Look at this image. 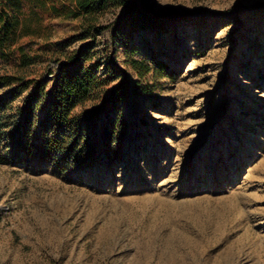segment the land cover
<instances>
[{"label":"rangeland","instance_id":"374dc122","mask_svg":"<svg viewBox=\"0 0 264 264\" xmlns=\"http://www.w3.org/2000/svg\"><path fill=\"white\" fill-rule=\"evenodd\" d=\"M126 1L92 30L38 9L47 29L26 46L25 78L51 79L55 57L92 43L130 86L110 144L99 119L80 166L29 160L2 135L0 264H264V0H130L151 17L143 29L120 21ZM4 5L29 14L27 1ZM130 58L171 75L138 78ZM18 61L0 58V73ZM12 88L0 85L10 116L27 95Z\"/></svg>","mask_w":264,"mask_h":264},{"label":"trees","instance_id":"16d2710c","mask_svg":"<svg viewBox=\"0 0 264 264\" xmlns=\"http://www.w3.org/2000/svg\"><path fill=\"white\" fill-rule=\"evenodd\" d=\"M0 0V58L18 56L17 72L0 73V85L13 87V93L26 90L27 95L15 107L13 116L8 115L7 102L0 100V139L8 130V145L25 157L53 163L60 171L69 166H80L94 156L92 132L97 121L103 119L99 141L110 144L116 120L110 114L125 100L130 82L122 75L111 56L103 63L93 57L92 43L83 44L54 58L55 70L51 79L25 78L21 73L33 65L36 57L29 55L26 46L43 35L47 24L38 15V9H47L49 15L82 17L89 30L99 20L110 0H57L61 6H69L65 12L55 3L45 0H24L29 7L28 15L10 14ZM112 1V0H111ZM35 18L37 24L31 25ZM151 17L140 11L135 1L127 0L120 21L130 26L146 28ZM128 64L138 78L149 74L163 77L171 75L163 60L128 59ZM159 75V76H158ZM149 91L142 86V92ZM42 111L38 118L37 111ZM8 115V116H7ZM8 117L5 119V117ZM120 139V138H119ZM7 152L0 151V161L6 160Z\"/></svg>","mask_w":264,"mask_h":264}]
</instances>
